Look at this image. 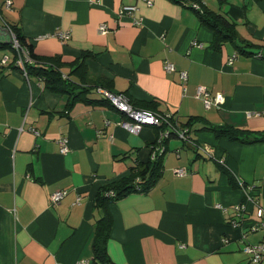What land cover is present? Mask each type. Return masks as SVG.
I'll return each mask as SVG.
<instances>
[{
    "label": "crops",
    "instance_id": "crops-1",
    "mask_svg": "<svg viewBox=\"0 0 264 264\" xmlns=\"http://www.w3.org/2000/svg\"><path fill=\"white\" fill-rule=\"evenodd\" d=\"M203 2L235 23L237 40L250 43L246 51L264 45V0ZM6 24L20 28L36 55L59 57L64 74L87 53L81 60L93 82L90 98L102 97L98 85L177 123L198 116L215 126L264 129V59L238 53L231 42L215 48L212 30L178 0H0V27ZM58 32L70 36L61 40ZM0 40H9L1 29ZM165 61L175 70L167 72ZM199 85L223 101L206 108L195 95ZM68 102L37 77L0 68V264H95L100 187L152 158L156 128L131 134L117 125L123 115L115 107ZM201 127L196 121L191 128L193 144L167 139L163 170L150 190L108 205L113 264H264L243 252L264 242V233L243 238L229 221L235 204L247 205L245 226L255 205L264 208V142L216 139ZM60 137L68 139L66 153ZM224 168L243 186L230 183ZM61 190L66 194L52 203Z\"/></svg>",
    "mask_w": 264,
    "mask_h": 264
},
{
    "label": "trees",
    "instance_id": "trees-1",
    "mask_svg": "<svg viewBox=\"0 0 264 264\" xmlns=\"http://www.w3.org/2000/svg\"><path fill=\"white\" fill-rule=\"evenodd\" d=\"M178 1L184 6L196 12L201 23L212 30L213 40L211 44L215 46V48H219L222 43L231 42L234 44V47L238 51V53H248L247 55H252L254 57L264 59V45L259 47V51L256 53L246 51V47L250 46V43H248L247 41L245 42L244 40H237L235 23L224 15L208 9L203 0ZM193 2H198L200 7L195 9L192 5ZM6 30L9 36V40H0V50H8L10 53L1 55H6L8 57V63H6L5 65L0 64V68L14 66L20 71L22 70L20 69L21 67L16 63L17 51L13 47L12 40H10L11 36L13 35L17 39L20 46L26 48L29 52L31 61L26 62L24 65L27 77H37L43 83L44 88L53 93L66 94L69 97V106H72L76 102L99 105L108 104L110 106H113L111 101L103 94L99 99L88 97V93L93 90V82L88 79L85 64L81 60L88 55L87 53H82V57L80 58V60L76 59L71 64L72 67L69 72L67 74H64L60 69L62 65L59 62V57H51L49 59H45L44 57L36 55L33 52V47L28 44L25 36L16 24H6ZM73 76L80 77V80H75ZM94 88H97V90L103 89L111 92L110 90L98 85H95ZM128 100H130L129 97ZM130 104L133 107L139 109L151 110L149 108L137 107L131 102ZM196 121L202 124L200 130H205L213 133L216 139L227 138L231 141H237L242 144L264 142V129H240L229 125L215 126L213 124H209L203 117L198 116L189 118L188 121L184 124L178 123V127H180L181 130H187L186 134L192 142H194L195 140L191 137L190 131ZM156 130L157 132H159V129ZM174 134L175 132H170V135ZM166 141L167 139H165L164 141L162 140L161 144H159V148L161 150L163 149V152H161L159 155L156 154L147 162L142 163L135 170L130 171L128 175L120 178L119 180L112 181L109 184L100 187V190L98 191V194L94 199V207L99 208L101 212V216L95 222L94 229L93 260L95 264H113L110 261L106 251V242L110 236V231L112 228V220L107 212L108 205L128 193L146 192L156 184L163 170V157L166 148ZM182 141L184 143H187V141L185 140ZM224 171L228 174L230 183L237 186L238 182L233 177V175H231L225 168Z\"/></svg>",
    "mask_w": 264,
    "mask_h": 264
},
{
    "label": "built area",
    "instance_id": "built-area-1",
    "mask_svg": "<svg viewBox=\"0 0 264 264\" xmlns=\"http://www.w3.org/2000/svg\"><path fill=\"white\" fill-rule=\"evenodd\" d=\"M132 1H144L147 5L152 4V0H132ZM192 5L195 9L200 7L198 2H193ZM7 6H8V2H7ZM123 9L131 12V11H135L136 7L133 5H125ZM99 28L101 31H104L105 25L101 24ZM56 36L61 40H65L68 39L70 35L68 32H58ZM11 40L14 49L17 51L16 63L21 67L20 69H22L21 70L22 73L26 76L24 65L26 62L31 61L29 52L26 48L20 46L17 39L13 35L11 36ZM7 61H8V57L6 55L0 57V64L5 65L6 63H8ZM164 69L167 72H172L175 70V67L172 63L165 61ZM179 74H180V80L185 82L187 78L186 71H180ZM98 92L105 95L111 101L113 106L123 115V119H121L117 123V125L126 129L129 133L138 134L144 126H152L156 129H159L158 137L156 139L157 145L156 147L154 146L152 148V157H154L156 154L159 155L161 152H163V149L161 150L159 148V144H161L162 140L164 141L165 139H168L171 136L170 132H175L174 135L179 137L181 140L187 141V143L189 144L194 143L188 138L186 134L187 130H181L180 127H178L179 124L176 121H174L172 114L170 113L162 114L152 110L139 109L133 107L130 104L128 97L125 96L124 94L111 93L103 89H98ZM195 95L197 98L202 100L206 108H210L213 104L217 105L223 101V95L221 93L211 94L206 87L200 85L196 87ZM57 142L60 145V151L62 153H66L68 151V139L65 137H60L57 140ZM208 154L211 153L208 151ZM218 163L220 165H224V159L219 158ZM175 173L178 176H183L185 175V170L178 169L175 171ZM237 182L240 185V187L243 186V183H239V181ZM65 194H66L65 190L54 192L51 197V202L57 204ZM247 198L250 202L252 201L253 203H255V201L251 199L249 196H247ZM216 206L225 211L223 205L217 204ZM255 206H256L254 212L255 216L251 220V223L247 226L244 225V221H246L245 219L247 218V216L245 215L247 213L246 203L242 202L232 206L235 217L229 220L230 224L233 227H240L243 229V235H242L243 238L246 237L247 233H254L257 231H262L264 233V208L258 205ZM243 252L249 256V259L251 261H255V262L264 261V242H261L259 244H246L243 248ZM87 263H88L87 261L83 260L81 261L80 264H87Z\"/></svg>",
    "mask_w": 264,
    "mask_h": 264
},
{
    "label": "water",
    "instance_id": "water-1",
    "mask_svg": "<svg viewBox=\"0 0 264 264\" xmlns=\"http://www.w3.org/2000/svg\"><path fill=\"white\" fill-rule=\"evenodd\" d=\"M0 29H1V30H4V31L7 32L6 28L0 27ZM10 40H11V39H10Z\"/></svg>",
    "mask_w": 264,
    "mask_h": 264
},
{
    "label": "rangeland",
    "instance_id": "rangeland-1",
    "mask_svg": "<svg viewBox=\"0 0 264 264\" xmlns=\"http://www.w3.org/2000/svg\"><path fill=\"white\" fill-rule=\"evenodd\" d=\"M61 152V151H60ZM62 153V152H61Z\"/></svg>",
    "mask_w": 264,
    "mask_h": 264
}]
</instances>
